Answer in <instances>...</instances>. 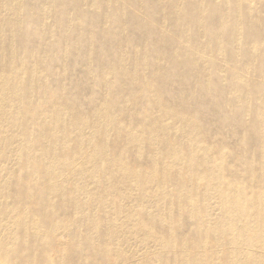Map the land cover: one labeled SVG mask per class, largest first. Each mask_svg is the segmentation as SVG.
Instances as JSON below:
<instances>
[{"label":"bare ground","instance_id":"obj_1","mask_svg":"<svg viewBox=\"0 0 264 264\" xmlns=\"http://www.w3.org/2000/svg\"><path fill=\"white\" fill-rule=\"evenodd\" d=\"M168 262L264 264V0H0V264Z\"/></svg>","mask_w":264,"mask_h":264},{"label":"rangeland","instance_id":"obj_2","mask_svg":"<svg viewBox=\"0 0 264 264\" xmlns=\"http://www.w3.org/2000/svg\"><path fill=\"white\" fill-rule=\"evenodd\" d=\"M38 2H39V0H27V5L28 4L34 5V4H37ZM96 25H97L96 23L92 24V27L94 26L92 30L95 34L98 31V25H97V27H96ZM131 35H133V34L129 33V37ZM96 38L97 37H95V39ZM143 38L148 43H150L152 41V39L154 38V36L146 34L143 36ZM95 39H94V44L97 46L98 41H95ZM31 44L35 45V47H36V46H38L39 42L37 41V39H33ZM226 46L228 47L229 44H227ZM227 62H229V60H227ZM71 68L73 70L71 73L72 78L69 81L70 84H69V86L66 87L65 91L68 92V95H72L73 98H75V96H81L82 99H84L85 101H87V102L89 101V104L96 105L100 101V96L98 97V95H95L94 98L89 99L91 94L87 90V88L84 87L83 80H86V79L82 75V71H81L82 68H81L80 62L72 63ZM177 78H178V80H177ZM182 83H184V82L179 77H176V79L169 80L165 83V89L167 90V92L169 93V91H171L169 93L170 94L169 98H170L172 104L173 105H184L186 103L185 105L188 107V109H193L192 115H193L194 120L196 122L200 123L203 127L205 125H207L209 127V131H210L209 134H210L212 139H223L227 143L228 146L234 147L236 145L237 139L240 136L241 127L238 128V126H239L238 120H235L231 123L224 121L223 101H222V99H220V97H218L217 91H214L212 96L209 98H206V99H204V97L201 93H197L195 95H192V98H191V100H193L192 103H191V101L187 102L185 100H184V102H182V99H183L182 96L188 87L187 85H185V83L184 84H182ZM93 88H94L95 92H97V93L99 92L98 86L97 87L93 86ZM173 93L176 94L177 96L176 95L173 96L172 95ZM215 97L218 99H216ZM178 98H179V100H178ZM167 101H165V102H167ZM84 104L85 103L82 102L79 105V107L83 109L84 106L85 107L87 106L86 104L85 105ZM185 105H184V107H185ZM196 110H197V112H199V114H200L199 117H201L202 120L198 119V114H197ZM237 122H238V124H237ZM235 137H237V138L235 139ZM167 141H171V139H168ZM168 264H169V262H168Z\"/></svg>","mask_w":264,"mask_h":264}]
</instances>
